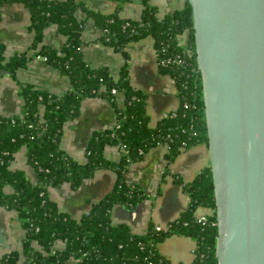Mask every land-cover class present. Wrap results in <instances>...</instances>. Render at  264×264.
<instances>
[{
	"label": "trees",
	"instance_id": "trees-1",
	"mask_svg": "<svg viewBox=\"0 0 264 264\" xmlns=\"http://www.w3.org/2000/svg\"><path fill=\"white\" fill-rule=\"evenodd\" d=\"M12 1L22 2L30 10V27L35 38L28 49L12 54L6 53L5 45L0 43V72L6 70L16 76L19 68L40 55L67 74L71 85L59 94L21 81L19 92L25 99L21 112L14 116L0 114V206L16 209L25 230L21 251L5 253L0 264H18L20 255L28 264H65L69 259H74L75 264H171L159 251L158 244L179 234L195 242L190 264H218L216 194L210 164L193 180L184 182L191 197L189 205L165 228H157L150 222L138 234L127 224L113 223L110 218L116 204L134 208L149 197L141 184L126 178L134 162L142 160L159 144L167 143L166 158L170 164L182 150L208 142L190 0L162 17L157 5L144 0L139 18L122 17L119 6L111 12L95 10L83 0H0V7ZM78 8H83L87 18L103 28L100 42L121 51L127 59L132 41L146 36L154 38L160 71L171 74L178 87L181 100L176 110L169 111L153 126L147 111L149 95L131 84L127 62L121 75L115 78L108 66H94L86 59L81 44L87 19L77 18ZM1 16L0 10V20ZM54 23L66 35L61 49L42 43L45 29ZM186 32L187 46L180 41ZM113 88L125 94L124 106L118 105ZM91 96L110 99L116 107L118 123L93 131L86 150L87 160L82 162L63 148L61 138L66 123L80 114L82 101ZM109 144L123 148L119 159L106 157ZM23 145L28 147V164L38 173L35 180L25 169L11 167L14 154ZM99 168L117 172L113 187L104 197L77 218L60 210L50 195V186L68 181L77 189ZM177 181L183 182L181 177ZM9 185L11 191L6 189ZM198 207H209L212 212L201 220L195 216Z\"/></svg>",
	"mask_w": 264,
	"mask_h": 264
},
{
	"label": "crops",
	"instance_id": "crops-1",
	"mask_svg": "<svg viewBox=\"0 0 264 264\" xmlns=\"http://www.w3.org/2000/svg\"><path fill=\"white\" fill-rule=\"evenodd\" d=\"M92 9L104 12L114 11L119 6L122 17L139 18L144 0H83ZM158 7V15L164 16L169 11L183 7L188 0H150ZM0 43L6 48V53L26 50L35 38L30 10L22 2H5L0 7ZM77 18L87 19L82 31L83 52L86 59L94 66H108L115 78L119 77L124 64L130 69V82L135 87L148 93L147 111L151 124L157 125L171 110H176L181 97L175 79L169 73L160 71L156 46L152 36H146L132 41L128 48L129 57L109 44L100 42L103 28L92 18H87L83 8L76 10ZM66 35L58 30V24L48 26L43 35L42 43L58 49L64 46ZM181 43L188 45V32L180 37ZM14 76L10 72L0 78V114L15 115L21 112L24 97L19 92L20 82H30L50 90L62 93L70 87V79L55 66L50 65L42 56L32 57L27 65L19 68ZM118 105L124 106L125 94L117 93ZM118 123L117 110L110 99L104 96H91L82 101L80 114L69 120L63 129L61 145L76 160L86 161L88 141L96 129L109 128ZM169 150L167 143L159 144L149 151L142 160L134 162L127 173V180L142 185L149 197L142 200L136 207L127 208L124 204H116L111 210L110 218L113 223H125L136 233H143L148 223L152 222L165 228L176 219L179 213L186 209L191 200L189 192L184 188V182H189L210 164L209 143L202 142L182 150L168 164L166 154ZM28 147H23L14 154L11 167L23 168L32 180L37 178V171L27 161ZM123 148L117 144L106 147L107 158L117 160ZM117 172L113 169H98L92 177L85 178L79 188H74L65 181L50 186L52 198L60 210L77 218L89 210L96 200L102 199L116 180ZM181 177L183 182L177 181ZM8 191L12 190L9 185ZM209 207H198L196 217L210 214ZM25 230L18 220V211L13 208L0 206V257L11 250L21 251V240ZM39 249V245L34 244ZM195 242L187 235H173L158 244L159 251L168 258L171 264L187 263L193 259ZM69 259L65 264H75ZM18 264H28L26 258L20 255Z\"/></svg>",
	"mask_w": 264,
	"mask_h": 264
},
{
	"label": "water",
	"instance_id": "water-1",
	"mask_svg": "<svg viewBox=\"0 0 264 264\" xmlns=\"http://www.w3.org/2000/svg\"><path fill=\"white\" fill-rule=\"evenodd\" d=\"M190 3L214 174L216 257L218 264H264V0Z\"/></svg>",
	"mask_w": 264,
	"mask_h": 264
},
{
	"label": "built area",
	"instance_id": "built-area-1",
	"mask_svg": "<svg viewBox=\"0 0 264 264\" xmlns=\"http://www.w3.org/2000/svg\"><path fill=\"white\" fill-rule=\"evenodd\" d=\"M42 57H44V56H42ZM45 58V57H44ZM112 92L114 93V94H117V93H119V90L117 89V88H113L112 89ZM169 145V144H168ZM201 220H204L205 219V216H201V217H199ZM157 228H161L160 226H158L157 225Z\"/></svg>",
	"mask_w": 264,
	"mask_h": 264
}]
</instances>
